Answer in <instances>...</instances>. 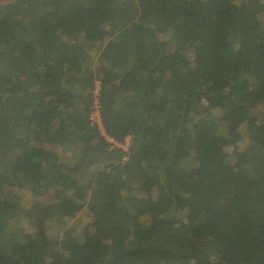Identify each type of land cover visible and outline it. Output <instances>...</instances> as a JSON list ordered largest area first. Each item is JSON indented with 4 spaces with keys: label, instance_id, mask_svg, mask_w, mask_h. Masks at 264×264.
I'll use <instances>...</instances> for the list:
<instances>
[{
    "label": "trees",
    "instance_id": "trees-1",
    "mask_svg": "<svg viewBox=\"0 0 264 264\" xmlns=\"http://www.w3.org/2000/svg\"><path fill=\"white\" fill-rule=\"evenodd\" d=\"M4 164L0 264H264V0H0Z\"/></svg>",
    "mask_w": 264,
    "mask_h": 264
},
{
    "label": "rangeland",
    "instance_id": "rangeland-1",
    "mask_svg": "<svg viewBox=\"0 0 264 264\" xmlns=\"http://www.w3.org/2000/svg\"><path fill=\"white\" fill-rule=\"evenodd\" d=\"M98 118V113H96L95 115H92V119L96 120ZM129 141L126 140V143L124 145H118L120 147H122L123 149H127ZM9 170V167L6 166V164H4L3 168H1L0 166V172H7ZM18 195L22 197L24 203L26 204V207L28 208L30 203L32 202L31 198H30V194L27 191H19ZM38 200V199H37ZM26 208H24L25 210ZM92 218L90 216V214L88 213V211L85 209L84 211H82L81 213H79L74 219H70L67 223V227H70V229H72V231L78 235H88L91 233L92 231ZM14 223V222H12ZM27 224V223H26ZM25 225V224H24ZM24 225L19 226V228L23 230ZM26 228V227H25ZM51 228V227H50ZM50 231L52 233H59L60 231L54 228H51ZM61 236V234H60Z\"/></svg>",
    "mask_w": 264,
    "mask_h": 264
},
{
    "label": "built area",
    "instance_id": "built-area-1",
    "mask_svg": "<svg viewBox=\"0 0 264 264\" xmlns=\"http://www.w3.org/2000/svg\"><path fill=\"white\" fill-rule=\"evenodd\" d=\"M97 124H98V126L100 127V125H101V124H100L99 117L97 118ZM107 139H108V141H109V142H111V143H112V140H111V139H109V138H107ZM116 145H117V144H116ZM117 146H118V145H117Z\"/></svg>",
    "mask_w": 264,
    "mask_h": 264
}]
</instances>
